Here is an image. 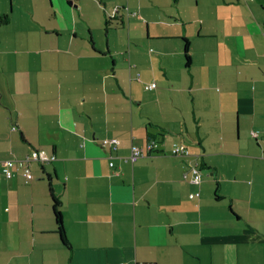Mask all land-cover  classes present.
Instances as JSON below:
<instances>
[{
  "label": "crops",
  "instance_id": "obj_1",
  "mask_svg": "<svg viewBox=\"0 0 264 264\" xmlns=\"http://www.w3.org/2000/svg\"><path fill=\"white\" fill-rule=\"evenodd\" d=\"M33 150L0 264H264V0H0V161Z\"/></svg>",
  "mask_w": 264,
  "mask_h": 264
},
{
  "label": "trees",
  "instance_id": "obj_2",
  "mask_svg": "<svg viewBox=\"0 0 264 264\" xmlns=\"http://www.w3.org/2000/svg\"><path fill=\"white\" fill-rule=\"evenodd\" d=\"M72 1V0H71ZM118 8H113L112 9V12H111V14H110V18H107L106 19V21H105V31H107L108 29H112L113 27H115V28H117V27H120V26H122L123 25V21H122V19H121V17H118ZM5 18V17H4ZM114 25V26H113ZM182 40H183V57H184V60H185V65L186 66H188L189 64H190V55H189V45H188V41H187V39H185V38H182ZM152 83H154L155 84V86L154 87H152V88H150V85L152 84ZM157 85H156V83L155 82H151V83H146V84H144V89L145 90H153L155 87H156ZM12 129H16V127L15 126H12ZM104 139H106V138H104ZM103 140V139H102ZM118 141V140H117ZM149 141H155L156 143H157V145L159 144L158 143V141L156 140V139H153V138H150V139H148V141L147 142H149ZM175 145H182V146H184L186 149H187V151H188V153L187 154H185V153H182V154H173L172 153V148L175 146ZM158 147V146H157ZM113 148V147H112ZM33 151H35V150H33ZM32 151V152H33ZM157 148H156V150H155V153H157ZM31 152V153H32ZM30 153V154H31ZM154 153V154H155ZM130 154V153H129ZM170 154L172 155V156H176V157H180V156H188L189 154H190V151H189V149H188V147L185 145V144H183V143H174V144H172V146H171V148H170ZM146 156H149V155H146ZM144 157V156H143ZM11 160L12 159H16V158H10ZM17 159H19V158H17ZM20 159H22V158H20ZM24 159V158H23ZM5 160H9V159H4V160H1L0 161V164H1V172H2V174L4 175V177H5V174L3 173V171H2V169H3V167H2V161H5ZM51 161V160H50ZM127 161H130V160H127ZM30 162H33V161H30ZM37 163H43V162H39V161H36ZM47 162H49V161H47ZM31 164V163H30ZM30 164H29V166H30ZM199 167H201V168H207V165H205V164H202V165H200ZM199 167H197V165H196V167L194 166V167H192L191 169H190V173H191V176L189 177L188 175H187V173H185V174H183V178L184 179H187V180H189L190 182H192V183H199L200 181H201V171H200V169H199ZM11 169H12V171H14L15 169H16V166L14 167H11ZM29 169L31 170V168L29 167ZM192 169H195L196 170V174H198V176H199V179H198V181L197 182H195L194 180H193V176H194V173H192ZM31 172H32V170H31ZM33 173V172H32ZM18 173H15V175L14 176H16ZM19 175H21L20 173H19ZM13 176V177H14ZM22 176V175H21ZM24 179H25V181H31V180H33L34 179V173H33V178L32 179H30V180H27L24 176H22ZM5 178H7V177H5ZM12 178V177H11ZM8 179V178H7ZM10 179V178H9ZM49 193H50V196H51V200H52V213H53V218H54V222H55V226H56V233H57V235H58V237H59V240H60V242L62 243V245L65 247V248H67L68 250H71V244H70V242H69V240H68V238H67V235H66V232H65V227H64V224H63V220H62V214H61V210H60V203H59V201L53 196V194H52V189L51 188H49ZM196 193H198V195H199V192L197 191ZM195 193V194H196ZM197 195V196H198ZM215 198H217V199H221V197H219L218 195H217V192H215Z\"/></svg>",
  "mask_w": 264,
  "mask_h": 264
},
{
  "label": "built area",
  "instance_id": "obj_3",
  "mask_svg": "<svg viewBox=\"0 0 264 264\" xmlns=\"http://www.w3.org/2000/svg\"><path fill=\"white\" fill-rule=\"evenodd\" d=\"M155 84L152 83L150 85V88L154 87ZM103 145H107L109 144L111 147L115 148L116 144H117V138H106L103 139L102 141ZM157 143L155 141H149L147 142L145 147H132L130 154L128 155L127 158H125V160H130L131 162L137 160L140 157L146 156V155H152L155 153V150L157 148ZM172 153L173 154H182L185 153L187 154L188 151L187 149L182 146V145H175L172 148ZM55 158V156H51L48 157L42 153H40L39 151L35 150L33 151L31 154L27 155L24 157V159H9V160H5L2 161V171L5 174V177H7L8 179L13 177L15 175V173H20L22 176H24L27 180H30L33 178V173L31 172V170L29 169V164L31 163L30 161H39V162H47L50 160H53ZM15 167L16 169L14 171H12L11 167ZM192 173H194L193 176V180L195 182L198 181L199 176L198 174H196V170L192 169ZM196 196L198 195V193L195 194Z\"/></svg>",
  "mask_w": 264,
  "mask_h": 264
}]
</instances>
